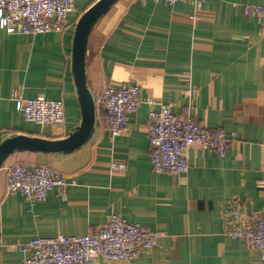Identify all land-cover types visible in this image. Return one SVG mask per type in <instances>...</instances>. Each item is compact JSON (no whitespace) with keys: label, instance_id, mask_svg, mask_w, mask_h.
<instances>
[{"label":"crops","instance_id":"crops-1","mask_svg":"<svg viewBox=\"0 0 264 264\" xmlns=\"http://www.w3.org/2000/svg\"><path fill=\"white\" fill-rule=\"evenodd\" d=\"M98 0H75L62 32L24 34L0 27V144L24 134L64 139L82 121L73 72L76 25ZM263 0H117L95 24L86 77L95 98L106 86L141 87L130 126L113 138L101 110L89 140L71 152L15 151L0 168V264H23L14 248L35 237L97 234L110 215L146 225L157 244L133 262L116 264H258L259 254L223 232L226 202L240 197L264 208V31L255 5ZM195 16V19L193 18ZM18 95V96H16ZM63 100V125L27 121L17 97ZM223 129L225 157L195 145L184 174L152 168L147 99ZM15 162L61 172L70 183L43 201L6 192Z\"/></svg>","mask_w":264,"mask_h":264},{"label":"built area","instance_id":"built-area-1","mask_svg":"<svg viewBox=\"0 0 264 264\" xmlns=\"http://www.w3.org/2000/svg\"><path fill=\"white\" fill-rule=\"evenodd\" d=\"M153 1L173 5L179 0ZM75 8V0H0V27L18 28L24 34L34 35L62 32ZM253 12L264 31V0L253 7ZM16 102L27 121L41 126L65 123L63 100L40 95L31 99L17 97ZM143 102L141 87L134 83L121 88L106 86L95 98L96 108L101 110L113 138L130 126V115L136 113ZM146 103L149 105L150 155L155 172L187 173L189 152L195 145L226 156L227 133L201 123L192 105L185 112H177L168 102L149 98ZM69 184L61 172L46 165L15 162L7 170L6 192L21 193L34 201L45 200L53 188L63 194ZM260 184L264 188V178ZM222 220L224 234L244 239L258 252V264H264V208L248 209L243 199L233 197L223 207ZM158 237L159 234L146 225L130 222L114 213L97 234L35 237L14 248L23 254V264H116L135 261L157 244Z\"/></svg>","mask_w":264,"mask_h":264},{"label":"water","instance_id":"water-1","mask_svg":"<svg viewBox=\"0 0 264 264\" xmlns=\"http://www.w3.org/2000/svg\"><path fill=\"white\" fill-rule=\"evenodd\" d=\"M117 0H98L79 19L73 40V72L82 110L81 124L64 139L19 134L6 138L0 144V168L15 151L71 152L91 137L96 122V105L86 77V52L90 34L97 21Z\"/></svg>","mask_w":264,"mask_h":264}]
</instances>
